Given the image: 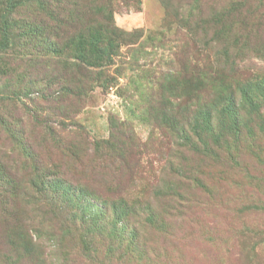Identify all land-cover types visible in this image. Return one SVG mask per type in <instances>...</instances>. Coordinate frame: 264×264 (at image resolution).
Returning <instances> with one entry per match:
<instances>
[{"label": "rangeland", "instance_id": "1", "mask_svg": "<svg viewBox=\"0 0 264 264\" xmlns=\"http://www.w3.org/2000/svg\"><path fill=\"white\" fill-rule=\"evenodd\" d=\"M0 46V264H264V0H0Z\"/></svg>", "mask_w": 264, "mask_h": 264}, {"label": "trees", "instance_id": "2", "mask_svg": "<svg viewBox=\"0 0 264 264\" xmlns=\"http://www.w3.org/2000/svg\"><path fill=\"white\" fill-rule=\"evenodd\" d=\"M20 4H19V2H14V3H12V4H10L9 5V7L11 8V7H16V6H19ZM106 16V15H105ZM105 16H104V18H105ZM113 20V18H112V15H111V17H110V19H109V21L113 24L114 22L112 21ZM99 28H101V27H99ZM99 28H94V31H96V29H99ZM114 29L115 30H117V31H119L116 27L115 28H113V30H111L110 31V38L109 37H107V36H104L103 35V33L102 32H98V34L97 35H94V39H92V41L93 42H95L96 40H95V37L96 38H101V43H104V42H106V45H110V43H111V41H112V39H111V35L114 33ZM120 32V31H119ZM95 33V32H94ZM7 40V38H5L4 39V41H6ZM4 44V46H6V45H8L7 44V41L5 42V43H3ZM2 48V46H0V49ZM76 58V61H74V62H76V64H77V66L78 67H84V65H85V63H88L89 62V58L87 57V53H85L84 51H80L78 54H76V56H73V58ZM95 57V56H94ZM233 104H235V105H237L235 102H233ZM234 108H235V106H234ZM210 111V110H209ZM235 111H236V108H235ZM209 116H210V114L209 113H205L204 115H203V117H204V122L205 123H209V121H210V119H209ZM199 135V134H198Z\"/></svg>", "mask_w": 264, "mask_h": 264}]
</instances>
